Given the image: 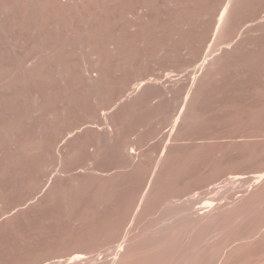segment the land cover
<instances>
[{"label":"bare ground","instance_id":"bare-ground-1","mask_svg":"<svg viewBox=\"0 0 264 264\" xmlns=\"http://www.w3.org/2000/svg\"><path fill=\"white\" fill-rule=\"evenodd\" d=\"M263 96L264 0H0L1 264H264Z\"/></svg>","mask_w":264,"mask_h":264},{"label":"rangeland","instance_id":"rangeland-1","mask_svg":"<svg viewBox=\"0 0 264 264\" xmlns=\"http://www.w3.org/2000/svg\"><path fill=\"white\" fill-rule=\"evenodd\" d=\"M260 99L263 100V98H260ZM260 99L256 98V99L247 100L250 108L254 109L256 107V105H258L260 103V101L262 102V100H260ZM258 100H260V101H258ZM243 102H246V101H243ZM18 174H15L14 178H11L12 175H10L11 177L9 175H7V177H5V178L3 177V179L0 180L1 181L0 186H4V189H3V187H1V193L2 194L4 193L3 194L4 198H3V196H0L3 198V199L0 198V212H1L2 207L3 208H5V207L10 208L11 205L16 206V204H21V202L26 199V196H28V192H26V191L24 192V190H26V189L24 188V190H23V188H20L21 186L24 187L23 184H26V183H24V181H25L24 178L26 177V174H25V172H22L20 174V178H16L17 176H19ZM23 174L25 176L22 177L21 175H23ZM19 182L21 183V186L19 185L20 184ZM17 183H19V184L17 185ZM18 186H19V188H18ZM14 187H17V189H15ZM28 209L29 208L24 209V211L26 213L23 211H22V213L20 212L21 214L20 213L18 214L20 216L17 217V221H16V219H15L16 222H14V220H13L11 225L7 226L8 228L4 227V229H3L2 227H0L1 228L0 229V264L5 263L6 260L7 261L8 260L10 261L11 259L13 260V258H15V255H16L15 253L16 252L19 253V250H20V252L25 250V249L23 250V248L21 249V247L26 245L28 243V241H31L29 239H31L33 237V233H31V232H33V228H31V226H32L31 224L36 223L37 225H39L40 224L39 221L41 220L40 218H42L46 214V212H44V214H43V211H46V210L45 209L43 210V208L41 209V207L40 208L34 207V209L32 207V209H29V211H28ZM37 220H39V221L37 222ZM33 227H37V226L33 224ZM25 247L26 246H24V248ZM14 251H15V253H14Z\"/></svg>","mask_w":264,"mask_h":264}]
</instances>
